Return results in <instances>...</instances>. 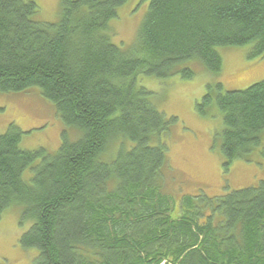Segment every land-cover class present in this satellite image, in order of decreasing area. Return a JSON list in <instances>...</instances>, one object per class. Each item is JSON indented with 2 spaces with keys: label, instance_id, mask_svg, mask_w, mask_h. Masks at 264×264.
I'll use <instances>...</instances> for the list:
<instances>
[{
  "label": "trees",
  "instance_id": "trees-1",
  "mask_svg": "<svg viewBox=\"0 0 264 264\" xmlns=\"http://www.w3.org/2000/svg\"><path fill=\"white\" fill-rule=\"evenodd\" d=\"M127 1L61 0L59 20L41 22L34 0H0V91L38 87L79 132L62 131L54 153L21 148L13 123L0 132V214L18 205L31 221L19 238L37 249L29 264H264V181L175 202L159 143L167 122L138 84L189 79L191 60L218 74L219 46L264 57V0H148L126 46L110 22ZM211 87L197 110L214 100L221 112L227 165L262 141L264 79L224 92L218 83L215 97Z\"/></svg>",
  "mask_w": 264,
  "mask_h": 264
},
{
  "label": "rangeland",
  "instance_id": "rangeland-1",
  "mask_svg": "<svg viewBox=\"0 0 264 264\" xmlns=\"http://www.w3.org/2000/svg\"><path fill=\"white\" fill-rule=\"evenodd\" d=\"M38 6L32 19L57 22L60 18L61 0H34ZM148 0H128L118 7L117 19L110 22L113 41L130 45L137 37L144 18ZM250 45L219 46L222 65L213 74L191 60L183 66L191 67L194 75L183 79L179 74L169 78L141 76L139 85L151 92L149 100L164 114L168 130L160 135L166 164L163 168L165 190L176 202L182 195L202 194L209 198L224 195L232 190L256 187L264 181V131L262 141L243 158H235L225 165L221 153L222 114L214 100L206 113L197 110V104L211 84V96L221 92L241 90L264 79V57H248ZM171 118H174L173 120ZM10 123L23 132L19 145L23 149L44 148L54 153L61 143V132L75 140L78 130L66 127L53 104L43 98L36 86L20 92L0 91V132ZM158 142L153 138L151 145ZM31 225L21 217V207L13 205L0 214V264H29L37 254L36 248H24L19 238Z\"/></svg>",
  "mask_w": 264,
  "mask_h": 264
},
{
  "label": "bare ground",
  "instance_id": "bare-ground-1",
  "mask_svg": "<svg viewBox=\"0 0 264 264\" xmlns=\"http://www.w3.org/2000/svg\"><path fill=\"white\" fill-rule=\"evenodd\" d=\"M111 173V172H110ZM166 202V201H165ZM176 218V217H175ZM237 228V227H236Z\"/></svg>",
  "mask_w": 264,
  "mask_h": 264
}]
</instances>
